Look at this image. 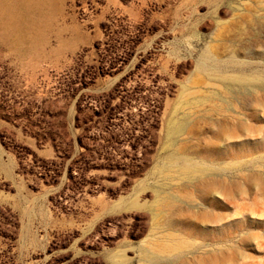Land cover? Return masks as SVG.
<instances>
[{
    "label": "rangeland",
    "instance_id": "rangeland-1",
    "mask_svg": "<svg viewBox=\"0 0 264 264\" xmlns=\"http://www.w3.org/2000/svg\"><path fill=\"white\" fill-rule=\"evenodd\" d=\"M0 3V264H264V0Z\"/></svg>",
    "mask_w": 264,
    "mask_h": 264
},
{
    "label": "bare ground",
    "instance_id": "bare-ground-1",
    "mask_svg": "<svg viewBox=\"0 0 264 264\" xmlns=\"http://www.w3.org/2000/svg\"><path fill=\"white\" fill-rule=\"evenodd\" d=\"M0 1H1V0H0ZM27 1H28V0H27ZM9 2H10V1H9ZM32 2H34V1H32ZM1 3H2V2H1ZM1 3H0V11H1V12H7V13H8V12H11V13H13V11H12L11 8H13L14 6H10V7H7V8H6V7H4L3 4H1ZM6 5H8V4H6ZM37 11H38V10H37ZM28 13H29V12H28ZM21 16H22V15H21ZM27 16H29V15H27ZM27 16H26V17H27ZM23 17L25 18L24 15H23ZM42 17H43V16H42ZM27 19H28V18H27ZM29 20H31V19H29ZM18 21H19V20H18ZM24 21H25V20H24ZM33 21H34V20H33ZM25 22H26V21H25ZM35 22H36V21H35ZM7 25H9V27H10L11 29H14V25L11 24V22H9V24H7ZM24 34H25V33H24ZM30 42H32V44H30V46L27 47L26 49H34V46L32 47V45L34 44L33 40L30 41ZM13 47H14V46H13ZM249 55H252V54H248V55H247V58H248ZM254 55H255V54H254ZM258 55H259V54H258ZM240 56H241V55H239V57H240ZM245 56H246V55H245ZM259 56H260V55H259ZM236 57H237V56H236ZM249 57H250V56H249ZM252 57H254V56H251V59H252ZM257 57H258V56H257ZM257 57L255 56L254 58H257ZM244 58H245V57H244ZM244 58L242 59V57H241V59H242L241 61H244ZM259 58H260V57H258L257 59H259ZM262 58H263V57H262ZM249 59H250V58H249ZM263 59H264V58H263ZM255 61H257V60H255ZM237 62H238V61H237ZM247 63H248V62H247ZM236 74H237V73H236ZM238 75H240V74L238 73ZM243 76H244V74H243ZM245 76L247 77V75H245ZM251 76H253V74H252ZM240 78L242 79V77H240ZM261 78H262V77H261ZM242 84H243V83H242ZM241 90H242V89H241ZM238 92H239V91H238ZM242 92H243V91H242ZM190 93H191V92H190ZM243 94H244V93H243ZM251 94L253 95L254 93H251ZM240 95H241V94H240ZM240 95H239V96H240ZM244 95H246V94H244ZM263 95H264V94H263ZM263 95H262V97H263ZM254 96H255V95H254ZM242 97H243V96H242ZM256 97H257V96H255L254 98H256ZM195 98H196V97H195ZM234 98H237V97H234ZM238 98H239V97H238ZM238 98H237V99H238ZM252 98H253V97H252ZM254 98H253V99H254ZM243 99H244V98H243ZM243 99H242V100H243ZM195 100H197V99H195ZM238 101H239V100H238ZM240 101H241V100H240ZM247 101H249V100H247ZM243 102H244L245 104H247V103H246V99H245ZM251 102H252V101H251ZM255 102H257V101L255 100ZM198 103H199V102H198ZM248 104H249V103H248ZM248 104H247V106H248ZM251 104H252V107H253L254 103H251ZM241 105H242V104H241ZM243 106H245V105H243ZM247 106H246V107H247ZM252 107H251L250 109H252ZM258 107H260V108L264 107V97H263L262 99H259V100H258V105H256V103H255V106H254V109H253V110H256ZM254 116H255V114H254ZM254 116H253V117H254ZM241 126H242V125H241ZM174 128H175V126H174ZM221 128H222V127H220L219 129H221ZM219 129H218V130H219ZM246 129H247V128H246ZM252 129H253V127H252L251 129L246 130V131L254 133V132H253L254 129L257 130L255 127H254L253 130H252ZM180 130H182V129H180ZM222 131H223V130H222ZM241 131H242V129H241ZM241 131H240V132H241ZM191 132H192V131H191ZM219 132H220V131H219ZM219 132L216 133V135L221 137L222 134H220ZM223 132H226L225 129H224ZM242 132H245V131H242ZM227 133H228V131H227ZM255 133H256V132H255ZM224 135H225V134H224ZM224 135H223V137H224ZM226 135H228V134H226ZM173 136H174V135H173ZM217 136H215V137H217ZM224 138H225V137H224ZM224 138H223V139H224ZM216 139H218V138H216ZM223 139L221 138V139H219V140L222 141ZM262 140L264 141V139H262ZM205 143H206V142H205ZM217 143H218V140H217ZM258 143H259V142H258ZM205 145H206V144H205ZM208 145H209V148H212V149H213V151H215V150L218 148V147H217V148L214 150V148L211 146L210 143H208ZM218 145H219V144H218ZM261 145H262V142H261ZM210 146H211V147H210ZM213 146H217V145H216V144H213ZM219 146H220V145H219ZM262 146H263V145H262ZM220 147H222V146H220ZM260 147H261V146H260ZM260 147H259V148H260ZM206 148H207V147H206ZM204 150H205V149H204ZM208 150H209V149H208ZM209 151H210V150H209ZM209 151H208V152H209ZM217 151H218V150H217ZM217 151H216V153H217ZM212 153H213V152H212ZM221 153H222V151H221ZM219 154H220V152H219ZM214 155H215V153H214ZM214 155L212 154V156H214ZM220 155H221V154H220ZM225 155H227V154H225ZM210 156H211V155H210ZM185 157H186V156H185ZM214 158H215V157H214ZM254 181L257 182V179L254 180ZM256 182H255V183H256ZM255 183H254V182L252 183V184H254V186L256 185L255 187H258V186L260 185L259 183H256V184H255ZM237 187H238V186H237ZM250 187H252V186H250ZM242 188H243V187H242ZM252 188H253V187H252ZM248 191H249V190L246 189V188L243 189V190L240 189V190H238L236 193L234 192V193H233V196H234V197H237V195H240V194L246 193V192H248ZM220 193H221V192H220ZM159 202H160V201H159ZM160 203H161V202H160ZM157 204H158V203H157ZM162 207H163V206H162ZM157 216H158V215H157ZM218 218H219V217H218ZM169 226H170V225H169ZM191 228H192V230H195L196 232L198 231L197 227H191ZM201 233H203V232H201ZM205 233H206V232H205ZM200 235H201V234H200ZM220 243H221V242H220ZM222 243H223V242H222ZM173 244H174V243H173ZM200 264H201V263H200ZM202 264H203V263H202ZM206 264H207V263H206Z\"/></svg>",
    "mask_w": 264,
    "mask_h": 264
}]
</instances>
